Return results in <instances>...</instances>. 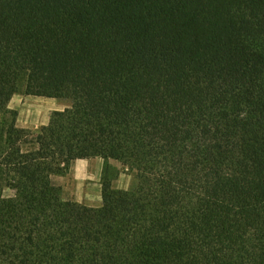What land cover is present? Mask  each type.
<instances>
[{"label": "trees", "instance_id": "obj_1", "mask_svg": "<svg viewBox=\"0 0 264 264\" xmlns=\"http://www.w3.org/2000/svg\"><path fill=\"white\" fill-rule=\"evenodd\" d=\"M0 264H264V0H0Z\"/></svg>", "mask_w": 264, "mask_h": 264}, {"label": "rangeland", "instance_id": "obj_2", "mask_svg": "<svg viewBox=\"0 0 264 264\" xmlns=\"http://www.w3.org/2000/svg\"><path fill=\"white\" fill-rule=\"evenodd\" d=\"M67 106L68 102L65 100L23 94L14 95L9 103V107L18 112L17 125L35 132L40 126L45 125L41 122H44L45 119L48 122L53 111L62 110ZM92 159L87 167H75L72 162L66 174L53 177V182L61 186L64 199L93 207L101 205V176L104 161L101 158ZM108 164L112 171L117 173L112 185L117 189H128L132 183L131 175L118 161L108 160ZM3 195L10 197L13 195V191L5 189Z\"/></svg>", "mask_w": 264, "mask_h": 264}, {"label": "crops", "instance_id": "obj_3", "mask_svg": "<svg viewBox=\"0 0 264 264\" xmlns=\"http://www.w3.org/2000/svg\"><path fill=\"white\" fill-rule=\"evenodd\" d=\"M34 122V120H32ZM42 124H46L47 123V119H45L44 122H41ZM93 160L91 159H77L74 161V165L75 167H87V165H89V161ZM75 171V170H74Z\"/></svg>", "mask_w": 264, "mask_h": 264}]
</instances>
